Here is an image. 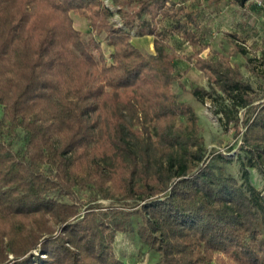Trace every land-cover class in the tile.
<instances>
[{"label":"trees","instance_id":"trees-1","mask_svg":"<svg viewBox=\"0 0 264 264\" xmlns=\"http://www.w3.org/2000/svg\"><path fill=\"white\" fill-rule=\"evenodd\" d=\"M113 1L123 25L105 0H0V132L26 135L16 152L0 140V264H127L116 237L133 230L155 264H264V196L248 169L242 183L217 162H227L221 154L207 156L199 116L173 87L181 55L169 36L197 44L185 28H198L197 11L176 0ZM71 12L89 21L90 38ZM132 31L154 36L155 52L137 47ZM205 48L182 56L208 80L191 93L218 100L225 123L238 125L257 91L231 61L237 52L213 60L200 55ZM242 140L264 174V100ZM77 187L117 205L83 212Z\"/></svg>","mask_w":264,"mask_h":264},{"label":"rangeland","instance_id":"rangeland-1","mask_svg":"<svg viewBox=\"0 0 264 264\" xmlns=\"http://www.w3.org/2000/svg\"><path fill=\"white\" fill-rule=\"evenodd\" d=\"M176 1L178 7L185 6L188 10L197 11L199 25L198 28L185 27L186 30L191 28L196 33L197 44L188 40L183 32L174 30L170 33L169 42L172 48L181 55L175 60L176 72L181 75V78L174 82L173 87L179 94L180 102L191 104L199 116L201 134L207 147V156L212 158L221 154L227 162L220 161L222 158H218L217 162L225 165L226 171L242 183L244 182V170L245 168L248 169L249 182L264 196V174L256 166L249 163L247 153L242 148L245 121L254 114L256 105L264 100V0H250L246 6H241L234 0H221L218 3H214L212 0ZM105 3L113 10L111 19L118 25H123L119 4L113 0H105ZM71 15L75 27L82 31L83 37L85 39L90 38L93 31L89 21L84 16L74 12H71ZM164 24L170 25V20H165ZM132 35V41L135 44H138L137 40L143 41V46H141L143 50L155 52L153 38L142 37L139 39V35L135 31H132ZM97 38L101 41L105 54L109 56L114 47L104 40L105 34L98 35ZM204 45L207 48L200 55L213 60L218 58L220 52L226 54L237 52L231 57V61L240 66L244 77L252 83L257 91L253 105L240 110V123L238 125L225 123L223 113L218 112L221 107L218 100L209 97L197 98L191 93V89L194 87L208 89V80L204 72L197 69L193 63L183 59L182 56L191 55ZM0 140L11 143L15 152L24 150L26 145L25 131L18 129L15 133H9L2 130ZM45 169L47 170L46 167ZM76 195L84 203L83 212L90 205L102 207L117 205L114 201L103 199L90 187H77ZM55 196L61 201L72 202V198L68 195L57 193ZM260 201L264 205V201L262 199ZM263 207H257V226L264 236ZM139 224L140 218L134 216V229ZM115 248L118 255L127 264H155L159 258L146 244L142 243L135 230L117 233ZM12 258L13 255L10 254V259ZM4 264H10V260Z\"/></svg>","mask_w":264,"mask_h":264},{"label":"crops","instance_id":"crops-1","mask_svg":"<svg viewBox=\"0 0 264 264\" xmlns=\"http://www.w3.org/2000/svg\"><path fill=\"white\" fill-rule=\"evenodd\" d=\"M142 37H145V38L151 37V38H153V40H154V36H152V35L139 36V39L142 38ZM145 40H149V39H145ZM137 42H138V44H135L134 42H133V43H134L137 47L141 48V46H143V41H142V40H137ZM141 49H142V48H141ZM149 52H153V51H152V50H149Z\"/></svg>","mask_w":264,"mask_h":264},{"label":"built area","instance_id":"built-area-1","mask_svg":"<svg viewBox=\"0 0 264 264\" xmlns=\"http://www.w3.org/2000/svg\"><path fill=\"white\" fill-rule=\"evenodd\" d=\"M111 54V53H110Z\"/></svg>","mask_w":264,"mask_h":264}]
</instances>
